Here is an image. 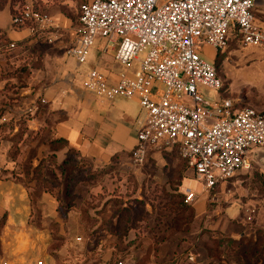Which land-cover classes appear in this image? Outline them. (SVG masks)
I'll list each match as a JSON object with an SVG mask.
<instances>
[{"label": "built area", "instance_id": "1", "mask_svg": "<svg viewBox=\"0 0 264 264\" xmlns=\"http://www.w3.org/2000/svg\"><path fill=\"white\" fill-rule=\"evenodd\" d=\"M159 1L83 0L69 55L82 65L97 37L103 53L118 45L115 60L126 70L111 83L92 69L84 88L100 100H139L146 122L137 133L133 166H144L153 149H177L209 192L252 168L253 150L264 148V112L237 109L229 98L205 97L204 88L218 92L222 82L215 64L204 58L202 46L224 51L237 41L264 49V28L255 18V0ZM27 20L34 24L27 26ZM13 24L37 35L58 30L51 17L31 6L15 16ZM16 47L17 43L8 46ZM136 62L139 69L130 72ZM186 196L189 202L197 199L191 190Z\"/></svg>", "mask_w": 264, "mask_h": 264}, {"label": "rangeland", "instance_id": "2", "mask_svg": "<svg viewBox=\"0 0 264 264\" xmlns=\"http://www.w3.org/2000/svg\"><path fill=\"white\" fill-rule=\"evenodd\" d=\"M25 1L16 0L13 6L21 10L23 7L21 4H25ZM166 1L168 0H160L159 3L163 4ZM8 2L12 1L8 0ZM66 2L67 0H28V5L34 3L49 17L62 14L66 18H71L72 27H75L77 35V29L80 28L81 2L79 0ZM29 23L34 24L32 20ZM59 30L58 37L63 35L62 40L68 45L66 50L68 53L74 39L72 34L63 29L53 31L59 32ZM42 40L44 38L39 39ZM48 43L47 41L45 44ZM101 45V39L97 37L96 45L91 52L101 48ZM28 47L30 46L26 45L24 49ZM19 48L20 46L12 50ZM117 49L118 45L109 48L107 52L116 54ZM44 52V50L42 53L40 50L29 52L30 67H20L17 70L22 69L24 74L28 73L27 75L31 77L33 71L42 64L40 58ZM201 52L208 61H214L218 77L222 82V89L218 92L204 88L202 91L206 98L227 97L235 101L240 109L250 107L264 112L263 48L245 47L237 41H232L224 51L204 45ZM143 57L144 54H140L139 61ZM217 60L218 63L215 62ZM118 65L126 70L120 63ZM79 66L83 69L87 63ZM139 67V62H136L129 71H135ZM21 82L22 80L18 79L11 84L17 86L19 90ZM16 92L18 91L14 90V94ZM25 98L28 100L20 114L15 113L12 108L14 104L12 101L18 100L15 104H20V96H11L9 100L0 98V104L7 106L0 114V149L2 143L7 142L8 145L3 152L0 150V166L5 168L8 162L12 161L14 177L23 181L22 174L30 160L26 157L25 139H33L50 149V157L43 161L44 164L49 160L57 159L60 149L67 151L63 144H58L52 139L51 124L45 130L32 131L28 128V121L35 119L46 103L43 97L33 90L27 97L24 96ZM161 151L166 154V172L156 170L151 164L156 161L150 160V153L146 164L137 167L135 172L128 165L122 167L111 165L105 169L95 170L89 164H82L76 152L68 153L70 162L75 165L69 168L71 169L69 173L60 163V170L63 173L62 183L70 182L69 187L72 189V193L64 199L66 202L86 203L85 208H88V213L95 214L94 210L95 212L101 210L108 217L123 210L121 230L129 227L130 222L133 223L132 226L138 229L134 233L140 240L139 244L125 250L124 241L120 244L101 234L96 238L86 234L81 241H74L76 245L70 251L72 263L118 264L119 261H123V264H264V228L251 229L250 226L240 228L232 224L227 216L231 213L241 215L242 212L245 216L244 204L252 194L262 202L264 162L261 166H253L231 179L226 187H217L208 192L194 171L180 158L177 149L170 151L163 148ZM9 171L10 169L0 170V178L8 176ZM184 175L185 193L179 192L177 187ZM187 178L189 180H186ZM233 182L237 183L236 186L232 185ZM167 184L173 189L172 191H167ZM189 190L196 193L195 201L187 200L186 194ZM223 193L225 196L222 197L220 194ZM231 207L233 208L228 214L227 211ZM248 215L253 217L250 213ZM240 233L243 235L239 236ZM131 235L133 237V233ZM109 249H113L112 253L111 250L109 251L110 254L107 252Z\"/></svg>", "mask_w": 264, "mask_h": 264}, {"label": "crops", "instance_id": "3", "mask_svg": "<svg viewBox=\"0 0 264 264\" xmlns=\"http://www.w3.org/2000/svg\"><path fill=\"white\" fill-rule=\"evenodd\" d=\"M71 1L74 0H67L66 3ZM28 6L32 7V4ZM254 14L259 25L264 28V0H255ZM51 19L54 27L72 34L74 43L76 29L72 27L73 20L62 14L52 16ZM12 22L10 10L0 8V98H4L3 92L7 85L11 86V83L21 79L18 90L21 102L19 105H12L14 112L20 114L28 100L24 96L27 97L31 90L40 94L46 104L35 119L28 121V128L32 131L45 130L51 124L52 139L64 144L67 151L60 149L57 159L44 164L43 161L50 157V149L27 138L24 148L26 157L30 160L22 174L24 181L14 177L12 161L5 168L0 166V170L10 169L8 176L0 178V218L5 217L4 227L0 229V264H38L40 261L43 264H73L70 251L76 245L74 241H81L86 234L88 236L91 227L87 223L89 217L83 210L86 203H70L64 200L72 193V189L68 182L62 183L60 165L64 166L67 173L71 171L70 167L75 166L68 156L71 151L77 153V158L82 163L91 164L96 169L128 165L135 172L137 167L131 163V154L137 146V133L146 122V114L137 98L100 100L84 88L85 79L92 69L101 71L111 83H115L125 71L115 60V54L102 52L103 42L101 48L91 52L87 66L81 69L77 61L69 55V51L66 52L68 45L62 40L63 35L58 37L60 30L43 31L37 35L29 27L15 28ZM55 34L56 38L50 43L49 39ZM40 38L44 40L39 41ZM47 41L50 45L45 44ZM21 42L23 44L19 49L8 48L11 43ZM26 45L30 47L24 49ZM39 50L41 53L45 51L40 58L42 64L33 71L31 77L28 73L24 74L22 69L17 70L20 67H30L29 52ZM236 108L240 109L237 105ZM7 148L5 142L1 144L0 150L3 152ZM161 149H153L150 160L156 161L151 164L157 171L166 172V154ZM251 161L252 167L261 166L264 162V148H255ZM227 183L219 188L226 187ZM236 184L232 183L233 186ZM185 185L184 175L181 183L177 185L179 192L185 193ZM166 187L167 191L173 190L168 184ZM220 195L223 197L225 193ZM257 199L256 195H250L244 204L245 216L243 212L241 215L229 214L233 207L229 208V221L240 228H264V199L262 202ZM94 213L89 212V215L94 219L97 228L103 218L98 210H94ZM249 213L252 218L248 217ZM134 232L136 231L129 230L127 241L137 238ZM99 234L118 240V236L113 235L108 227ZM241 235L243 234L240 233L239 236ZM139 242L140 240L136 244Z\"/></svg>", "mask_w": 264, "mask_h": 264}, {"label": "trees", "instance_id": "4", "mask_svg": "<svg viewBox=\"0 0 264 264\" xmlns=\"http://www.w3.org/2000/svg\"><path fill=\"white\" fill-rule=\"evenodd\" d=\"M10 1H12L11 3L10 2H8V0H0V8H8L9 10H10V12H11V14H12V17L14 18L15 16H21V13H22V11L25 9V7L26 6H28V0H26L25 1V4L24 3H22L21 5L23 6L22 8H21V10H19V8H15L14 6H13V4H14V2H16V0H10ZM24 1V0H23ZM32 7H33V9L34 10H36V11H40V12H44V11H42L41 9H40V7L39 6H37V5H35L34 3L32 4ZM26 25L27 26H30V23H29V21L27 20L26 22ZM0 38H2V37H0ZM23 43L21 42V43H17V45L18 46H21ZM218 63V62H217ZM20 86H21V84H20ZM14 90L15 91H18V89H17V86L15 87L14 85H12L11 84V86H6L5 87V90H4V92H3V95H4V98H2V100L3 99H7V100H9L10 99V97L11 96H16V97H18V92H16L15 94H14ZM9 96V97H8ZM1 100V101H2ZM16 101H18V100H16ZM15 100L14 101H12L13 103H17ZM19 105V104H18ZM0 107H1V110H0V114L4 111V109L7 107L5 104H0ZM56 143H58V142H56ZM58 144H62V143H58ZM64 145V144H63ZM65 146V145H64ZM71 152V151H70ZM82 164H88V163H82ZM89 165H91V164H89ZM92 166V165H91ZM93 167V166H92ZM93 169H95V170H100L101 168H98V169H96V168H94L93 167ZM102 169H105V168H102ZM70 183V182H69ZM69 183H68V185H69ZM125 206H126V204H125ZM87 207V206H86ZM84 209H86V210H84ZM83 210H84V214L86 215V216H88L89 218L87 219V223L90 225V227H91V230L89 231V233H88V236H90L91 238H96V236H98V234L101 232V231H104V230H106V227H108L109 228V230H110V232L113 234V235H116V236H118V240H117V242H119L120 244L124 241V245H125V250H127L129 247H131L132 245H135L138 241H139V238L137 237L136 239H134L133 241H127V235H128V232H129V230H135V231H137L138 229H136V227H133L132 226V224H131V222L129 223V227H127L126 229H124V230H121V214H122V211L123 210H119L118 212H117V214L116 215H113V216H111V217H108L105 213H103V212H101V210L100 211H98V214L100 215V216H102V218H103V220L101 221V223H100V225L96 228L95 227V222H94V219H92V218H90L91 216L89 215V213H88V208H84ZM106 212V211H105ZM116 219V220H115ZM115 220V221H114ZM4 224H5V217H2V218H0V229H2L3 227H4ZM92 250V249H91Z\"/></svg>", "mask_w": 264, "mask_h": 264}]
</instances>
